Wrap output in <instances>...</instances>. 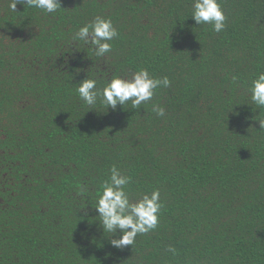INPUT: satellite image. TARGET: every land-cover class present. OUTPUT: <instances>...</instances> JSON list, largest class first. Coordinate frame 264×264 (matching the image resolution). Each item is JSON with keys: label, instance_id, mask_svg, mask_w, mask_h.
Returning <instances> with one entry per match:
<instances>
[{"label": "trees", "instance_id": "16d2710c", "mask_svg": "<svg viewBox=\"0 0 264 264\" xmlns=\"http://www.w3.org/2000/svg\"><path fill=\"white\" fill-rule=\"evenodd\" d=\"M60 2L0 0V264H264V108L247 91L264 0H220V33L191 0ZM95 16L119 34L105 58L72 39ZM140 68L171 85L138 109H90L75 90L88 69L103 87ZM113 166L131 200L161 194L157 227L123 249L92 209Z\"/></svg>", "mask_w": 264, "mask_h": 264}, {"label": "clouds", "instance_id": "9594fccd", "mask_svg": "<svg viewBox=\"0 0 264 264\" xmlns=\"http://www.w3.org/2000/svg\"><path fill=\"white\" fill-rule=\"evenodd\" d=\"M17 4L24 8L39 9L46 14H55L61 10L60 0H9L8 8L16 12ZM191 18L196 25H209L220 33L226 26V15L220 0H191ZM118 31L110 18L95 16L90 22L81 26L74 34V41H82L90 46V51L97 58H105L112 52L110 43L118 37ZM107 71V66H104ZM90 69V68H89ZM87 70L85 78L76 84V92L80 100L90 109L99 102L100 105L116 111L117 106L130 103L134 109L152 101L156 89L170 87L167 76L153 77L147 68L137 71L129 70L124 75H111L105 79L103 87H98V80L90 78ZM235 79V77H234ZM252 104L264 108V72L252 79L247 89ZM152 111L163 117L165 108L159 104L152 105ZM107 113V112H106ZM255 119V118H254ZM259 131H264V119H255ZM131 178L124 175L117 167L110 169V176L101 185V191L92 209L98 214L99 226L103 233H110V244L116 249H123L135 243L138 234H146L158 225V213L162 207L160 191L142 193L136 200H131L126 187ZM86 208V207H85ZM84 208V209H85ZM174 252V249H169Z\"/></svg>", "mask_w": 264, "mask_h": 264}]
</instances>
